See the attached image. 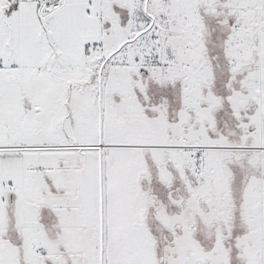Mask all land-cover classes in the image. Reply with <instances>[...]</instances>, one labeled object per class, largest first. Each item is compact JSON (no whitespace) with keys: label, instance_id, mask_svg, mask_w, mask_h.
Returning a JSON list of instances; mask_svg holds the SVG:
<instances>
[{"label":"snow or ice","instance_id":"snow-or-ice-1","mask_svg":"<svg viewBox=\"0 0 264 264\" xmlns=\"http://www.w3.org/2000/svg\"><path fill=\"white\" fill-rule=\"evenodd\" d=\"M0 264H264V0H0Z\"/></svg>","mask_w":264,"mask_h":264}]
</instances>
